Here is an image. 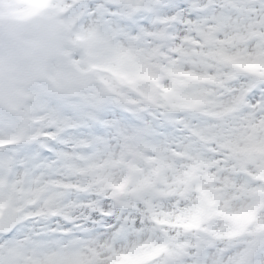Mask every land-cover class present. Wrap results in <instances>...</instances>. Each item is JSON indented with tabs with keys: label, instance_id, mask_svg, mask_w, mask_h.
Returning <instances> with one entry per match:
<instances>
[{
	"label": "snow or ice",
	"instance_id": "6c2138e0",
	"mask_svg": "<svg viewBox=\"0 0 264 264\" xmlns=\"http://www.w3.org/2000/svg\"><path fill=\"white\" fill-rule=\"evenodd\" d=\"M0 264H264V0H0Z\"/></svg>",
	"mask_w": 264,
	"mask_h": 264
}]
</instances>
